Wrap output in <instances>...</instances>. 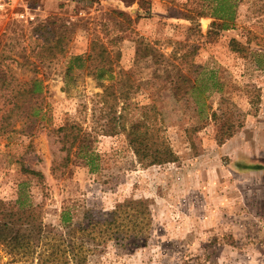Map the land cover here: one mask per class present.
Returning a JSON list of instances; mask_svg holds the SVG:
<instances>
[{"label":"rangeland","instance_id":"374dc122","mask_svg":"<svg viewBox=\"0 0 264 264\" xmlns=\"http://www.w3.org/2000/svg\"><path fill=\"white\" fill-rule=\"evenodd\" d=\"M35 1L42 5L36 20L73 30L64 54L41 63L31 25L0 20V48L12 30L20 40L9 56L0 54L13 91L32 75L41 83L39 109L0 129V230L20 233V242L0 236V264H264V0H238L229 28L209 34L211 17H188L206 0ZM93 33L107 44L113 79L136 84L125 118L143 121L154 104L156 130L175 160L142 165L123 134L104 132L93 141L96 170L65 160L54 129L97 122L92 98L102 88L90 68H74L64 91L69 57L87 52ZM138 35L165 56L190 55L172 60L195 88L180 86L175 96L162 67L135 61ZM8 102L0 94V115ZM212 111L241 122L222 143ZM129 199L148 211H111Z\"/></svg>","mask_w":264,"mask_h":264},{"label":"trees","instance_id":"16d2710c","mask_svg":"<svg viewBox=\"0 0 264 264\" xmlns=\"http://www.w3.org/2000/svg\"><path fill=\"white\" fill-rule=\"evenodd\" d=\"M238 0H206L205 7L196 12V14L188 15L189 18L194 16H209L211 22L207 33H214L218 30L227 29L233 23L235 17L234 5ZM23 23V22H13ZM31 25V35H33V45L36 46L35 55L38 61L44 63L63 55L72 28L70 24H58L51 19L43 21L35 20L27 22ZM196 32H200L197 25L190 26ZM12 37L10 41L2 42L0 54L2 56L10 55V48H13L20 41L15 37L14 30L11 31ZM107 51V44L102 40L101 36L93 33L89 41V48L85 53L74 54L69 57L66 69L64 71V91H69L70 84L75 80L73 69L90 68V73H93L94 78L97 80L96 84L102 90L93 94L92 102V115L98 110L95 123L90 125L89 128L83 127L78 122H69L58 126L54 131L58 132L57 138L60 142V148L65 150V160H70L72 156L80 159L89 168V170H96L99 167V154L93 147L95 135L98 132L107 134L121 133L127 143V147L133 153L136 162L142 165H151L155 163H163L173 161L176 158L174 151L171 147L160 138L156 130L157 115L154 114V104L151 105L152 112L144 113L143 121L130 120L128 121L124 116V110L127 106V101L136 90V84L127 76L119 79H113L111 73L112 67L106 61L104 53ZM22 57L25 64H31L26 56L17 52ZM19 56V55H17ZM187 53L165 56L152 42L145 39L143 36L138 35L135 38V52L134 60H150L156 67V70L161 68V73L165 82L170 85L176 96L182 90L187 92L195 88V82H192L189 76L185 73L184 69L178 66V63L172 59L187 58ZM118 59V54L114 55ZM187 61V60H186ZM187 63V62H186ZM31 70H34L35 64ZM162 65V66H161ZM159 66V67H157ZM170 66V68L168 67ZM154 67V68H155ZM10 75V74H9ZM8 70L6 66L0 67V94L4 95L5 99L9 102L8 109L0 115V129L7 126H12L14 121L21 117L28 111L39 109V102L37 97L41 93L40 79L32 75L28 81L17 83V88L13 91L15 85L11 84L8 79ZM12 80V79H11ZM181 91V92H183ZM120 104V105H119ZM119 105L118 109L117 106ZM226 113V112H224ZM210 118L216 124V136L218 143H222L225 139L230 137L234 130L241 125V122L236 118L230 117L229 114H217L215 111L210 113ZM99 120V121H98ZM236 120V121H235ZM149 121V123H147ZM12 124V125H10ZM200 126L193 125L191 130H197ZM22 170L29 174L40 175L39 172L23 167ZM148 211V207L142 200H124L117 203L111 211ZM67 211V210H64ZM85 211H92L86 209ZM114 213V212H113ZM113 215V214H111ZM112 219V218H111ZM102 221L104 223L111 222ZM65 220V217H64ZM97 221V223H100ZM8 229H1L0 236L6 238L11 242L12 239L20 240V233L9 235ZM135 235V231L132 233ZM8 237V238H7ZM20 242V241H19ZM65 264V260L62 261Z\"/></svg>","mask_w":264,"mask_h":264},{"label":"built area","instance_id":"2783aa9c","mask_svg":"<svg viewBox=\"0 0 264 264\" xmlns=\"http://www.w3.org/2000/svg\"><path fill=\"white\" fill-rule=\"evenodd\" d=\"M42 5L35 0H0V20L30 22L36 20Z\"/></svg>","mask_w":264,"mask_h":264}]
</instances>
